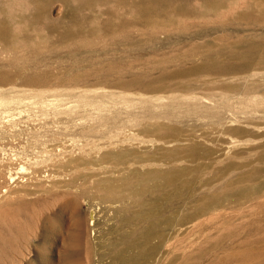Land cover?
I'll return each mask as SVG.
<instances>
[{
  "label": "rangeland",
  "instance_id": "rangeland-1",
  "mask_svg": "<svg viewBox=\"0 0 264 264\" xmlns=\"http://www.w3.org/2000/svg\"><path fill=\"white\" fill-rule=\"evenodd\" d=\"M261 51L264 0H0V97L22 98L8 105L0 99V125L23 130L21 141L28 144L32 129L55 130L67 123L70 113L81 123L88 121L91 112L100 110L88 100L103 92L182 100L188 95L195 101L209 93L240 97L246 92L248 75L264 73V63L239 66L231 58L253 54L262 61ZM219 56L221 60L216 59ZM209 61H219L221 71L200 72L199 66ZM216 77L224 84L212 82ZM49 89L46 101L33 103L32 91ZM67 90L73 95L55 96ZM85 90L88 96L81 97L79 93ZM263 91L264 80L247 90L257 96H264ZM113 104L107 101L105 108L123 107ZM255 106L250 115L264 125V102ZM234 112L230 109L227 116ZM238 115L243 120L249 114ZM182 116L186 132L206 135L214 149L222 147L217 143L242 140L234 155L224 150L190 162L204 165L197 176V197L211 195L231 176L248 172L250 177L221 191L220 196L209 197L201 208L195 202L180 204L182 199H176L178 211L190 216L184 225L162 224L163 236L152 237L155 248L145 264H264V159L259 147L264 136H254L255 132L249 136L244 128L243 134L226 135L215 124L217 116ZM70 135L64 141L76 151L87 140L99 139ZM226 166L231 169L217 175ZM219 176L223 178L214 181L215 188L200 187ZM79 180V184L85 181ZM253 183L261 184L259 193H250ZM83 186L89 189L91 182ZM242 187L247 189L245 194H240ZM73 190L41 195L35 206L0 198V264L112 262L108 244L128 226L111 215L102 241L96 244L98 226L91 224V209L105 205L102 193L95 188ZM101 214L100 226L104 227L105 215Z\"/></svg>",
  "mask_w": 264,
  "mask_h": 264
},
{
  "label": "bare ground",
  "instance_id": "bare-ground-1",
  "mask_svg": "<svg viewBox=\"0 0 264 264\" xmlns=\"http://www.w3.org/2000/svg\"><path fill=\"white\" fill-rule=\"evenodd\" d=\"M209 58L211 59L210 56L208 60ZM216 59L221 60L222 56ZM231 59L233 64L236 63L235 65L239 66L264 63V60L256 59L253 54L236 55ZM218 62L209 61L199 66L202 67L200 72H220ZM248 76L251 79L245 78L246 92L241 93L240 97L225 92H222L220 96L209 93L207 98L195 101L188 95L182 100L175 96L135 97L126 93H99L88 100L92 104L99 105L100 109L97 112H91L88 121L81 123L78 121L79 118L70 113L67 123L55 130L32 129L28 144H23L21 141L23 130L2 124L0 125V198L4 197L5 202L10 200L11 203L14 202L13 204L26 202L35 206L41 195L62 189L87 192L95 188L102 193L105 202L104 206L99 207L98 204H93L94 210L91 209V224L98 226L96 244L102 241V230L105 229L112 215L124 222L128 229L122 230L119 237L110 240L108 244L112 252L110 264H145L147 255L155 248L150 242L152 237L155 234H163L162 224L178 226L190 216L178 211L176 199L184 200H181L180 204L195 202L197 208H201L209 197L220 196L221 191L237 187L247 179L249 180L250 174L243 172L224 179L222 184L217 185L214 181L217 182L223 178L219 176L220 178L212 182H204L200 185V187L207 185L212 189L217 185L211 195L203 196V194L197 197V176L204 165L190 162L220 151L224 152V150V153L234 155L241 147L242 140L233 139L229 145L216 142L222 147L214 149L206 142L209 140L206 135L186 132L182 116V113H195L201 117L217 116L215 124L221 126L224 134H243L241 129L244 128L248 130L249 136L254 135V132L257 133L254 136H264V125L255 122L254 117L250 115L255 112L256 103L264 102V96L247 92L248 89L259 86V82L264 80V73L255 71ZM251 76L261 77L258 80L249 81L254 78ZM39 82L47 83L48 80ZM212 82L220 83L221 80L216 77L215 80L212 79ZM246 84L249 86H245ZM48 92L50 89L32 91L33 103L39 100L46 101ZM67 92L68 90L58 91L55 96L67 97L73 91ZM88 93L89 91L85 90L79 95L85 97ZM106 95L110 96V100H108L109 97L104 99ZM6 97L8 96L0 97L1 102L6 105L22 101L20 96ZM107 101L114 103V106L122 103L123 107L105 108ZM232 108L236 112L227 116ZM239 112L249 115L242 120L238 115ZM112 121L115 124L108 126ZM117 121H120V124H117ZM78 133L99 139L87 140L76 151L70 147V144H66L64 138L68 137L67 134L72 136ZM259 147L263 148L261 158L264 159V141ZM7 150L11 152L8 153ZM226 159L228 160V157ZM228 169L230 170L231 167L226 166L217 170L216 173L219 175ZM67 174L70 175L69 178L66 177ZM80 178L85 181L79 184ZM86 182H91L89 189L86 186L81 187ZM250 187V193L252 191L259 193L262 186L259 183H253ZM246 190L243 187L240 188V194H245ZM227 196L229 195H223V197ZM167 212L170 215H167ZM101 213L105 215L104 227L100 226ZM94 234L97 235V233ZM92 263L88 262V264Z\"/></svg>",
  "mask_w": 264,
  "mask_h": 264
}]
</instances>
